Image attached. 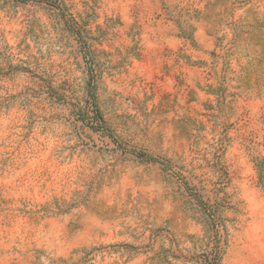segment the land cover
Masks as SVG:
<instances>
[{
	"label": "rangeland",
	"instance_id": "rangeland-1",
	"mask_svg": "<svg viewBox=\"0 0 264 264\" xmlns=\"http://www.w3.org/2000/svg\"><path fill=\"white\" fill-rule=\"evenodd\" d=\"M0 264H264V0H0Z\"/></svg>",
	"mask_w": 264,
	"mask_h": 264
}]
</instances>
